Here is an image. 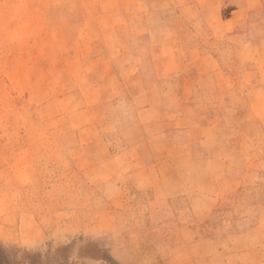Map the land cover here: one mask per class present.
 <instances>
[{"label":"rangeland","instance_id":"rangeland-1","mask_svg":"<svg viewBox=\"0 0 264 264\" xmlns=\"http://www.w3.org/2000/svg\"><path fill=\"white\" fill-rule=\"evenodd\" d=\"M112 8L105 0H0V264H83L82 252L93 254V242L103 250L97 264L137 263V251L125 258L131 244L120 242L124 221L134 217L148 239L141 264H182L186 258L185 249L171 255V247L182 243H170L169 222H178L184 233L192 221L187 195L202 179H183L175 165V195L157 211L151 210L150 190L126 181L130 171L148 167L124 161L132 154L129 125L142 105L135 98L142 84L119 80L138 76V67L124 65L131 55L115 57L133 54L129 39L137 36L121 35L120 17L105 18ZM242 40L252 41L253 34ZM120 43L119 50L106 52ZM236 110L237 124H253V116ZM262 172L261 164H252L246 177L239 165L240 190L208 222L194 226V236L250 229L254 207L264 200ZM115 211L120 223L114 233L98 226Z\"/></svg>","mask_w":264,"mask_h":264},{"label":"crops","instance_id":"crops-1","mask_svg":"<svg viewBox=\"0 0 264 264\" xmlns=\"http://www.w3.org/2000/svg\"><path fill=\"white\" fill-rule=\"evenodd\" d=\"M105 1L113 5L105 18L120 17L121 35L137 36L129 39L133 54L123 51L115 57L125 60L131 55L132 62L124 65L139 68L138 76L133 73L119 80L142 84L141 95L135 97L142 105L136 121L129 125L134 132L128 147L132 154L124 161L143 162L148 167L130 171L126 181L139 190H150L151 210L157 211L175 195L176 176L171 174L175 165L183 169V179H202V186L196 180L198 186L192 184L187 195L190 226L179 234V223L169 222L170 243H182L175 250L171 247V255L186 250L182 264H264V200L254 207L257 219L250 229L241 233L220 229L221 235L194 236V226L208 222L240 190L239 165L248 177L252 164H261L264 176V0ZM117 25L114 22L115 33ZM247 33L253 34L252 41L242 40ZM141 40L147 45L136 46ZM122 44L106 52L117 51ZM149 67L151 74L145 69ZM154 84L158 93L152 90ZM237 107L253 116L252 125L242 128L237 124ZM247 147L251 151L245 153ZM118 187L119 183L114 189ZM114 201L118 208V199ZM119 223L115 211L98 226L114 233ZM124 223L127 229L120 242L131 248L122 254L126 258L130 250L137 251L132 261L138 262L132 263L141 264L148 242L145 225L139 217ZM229 226L234 228L236 223ZM91 247L93 254L82 252L83 264L100 260L103 250L94 242Z\"/></svg>","mask_w":264,"mask_h":264}]
</instances>
